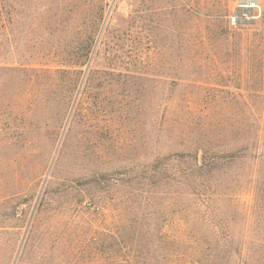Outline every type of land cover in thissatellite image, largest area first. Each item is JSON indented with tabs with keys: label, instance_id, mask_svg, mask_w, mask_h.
<instances>
[{
	"label": "rangeland",
	"instance_id": "obj_1",
	"mask_svg": "<svg viewBox=\"0 0 264 264\" xmlns=\"http://www.w3.org/2000/svg\"><path fill=\"white\" fill-rule=\"evenodd\" d=\"M242 1L0 0V264H219L264 239V165L185 172L264 111V0L239 23Z\"/></svg>",
	"mask_w": 264,
	"mask_h": 264
},
{
	"label": "trees",
	"instance_id": "obj_2",
	"mask_svg": "<svg viewBox=\"0 0 264 264\" xmlns=\"http://www.w3.org/2000/svg\"><path fill=\"white\" fill-rule=\"evenodd\" d=\"M67 1L70 0H64V2ZM252 120L251 135L244 132L233 147L225 146L223 149L216 150L212 149L213 147L208 150L203 149L204 154L206 151L212 154L208 156L209 158L205 157L201 161H195L193 167H189L185 172H189V175H194L195 171L199 170L208 171L210 174L225 169L236 172L242 170V164L249 161L253 173H257L261 165H264V111H255ZM180 153H175L177 159L183 158L184 154ZM182 171L178 169V174ZM247 243L248 240L245 237L240 238L237 243L224 242L223 247L226 253L221 257L219 264H264V239H255L254 246L250 248ZM176 264H183V262L178 260Z\"/></svg>",
	"mask_w": 264,
	"mask_h": 264
},
{
	"label": "bare ground",
	"instance_id": "obj_3",
	"mask_svg": "<svg viewBox=\"0 0 264 264\" xmlns=\"http://www.w3.org/2000/svg\"><path fill=\"white\" fill-rule=\"evenodd\" d=\"M244 2L245 1H242V4H241V6L239 8V15H241V16L244 14V12H246L248 15L251 14V6H252L251 0L246 1V2H249V3H246V2L244 3ZM143 26H144V29L147 27V21L146 20L143 21ZM143 38H144L143 42H144V44H146V47H145L146 50H148V48H149L150 52H152L154 49H156V47L154 45H149L147 43L148 42V37H147V33L146 32L144 33Z\"/></svg>",
	"mask_w": 264,
	"mask_h": 264
},
{
	"label": "built area",
	"instance_id": "obj_4",
	"mask_svg": "<svg viewBox=\"0 0 264 264\" xmlns=\"http://www.w3.org/2000/svg\"><path fill=\"white\" fill-rule=\"evenodd\" d=\"M247 3H248V2H247ZM251 3H252V6H251V10H252V8H254V7L257 6V5L254 3V1H252ZM241 4H242V2H241ZM241 4L239 5L238 10H237V13H236V15H235V17H234V20H235L236 22H239V23H240L241 21L245 20V19H250V18L253 17V16H252V11H251V14H250V15H248L246 12H244V14H243L242 16L239 15V8H240Z\"/></svg>",
	"mask_w": 264,
	"mask_h": 264
}]
</instances>
